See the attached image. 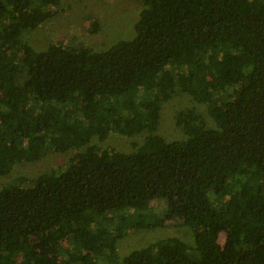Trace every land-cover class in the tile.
Here are the masks:
<instances>
[{
    "label": "trees",
    "instance_id": "obj_1",
    "mask_svg": "<svg viewBox=\"0 0 264 264\" xmlns=\"http://www.w3.org/2000/svg\"><path fill=\"white\" fill-rule=\"evenodd\" d=\"M135 1L132 40L38 52L21 35L60 0H0V176L76 150L0 188V264H264V0ZM179 94L216 127L192 108L176 116L186 140L158 135ZM112 133L148 135L130 153L90 145ZM170 222L194 245L119 258L127 231Z\"/></svg>",
    "mask_w": 264,
    "mask_h": 264
},
{
    "label": "rangeland",
    "instance_id": "obj_2",
    "mask_svg": "<svg viewBox=\"0 0 264 264\" xmlns=\"http://www.w3.org/2000/svg\"><path fill=\"white\" fill-rule=\"evenodd\" d=\"M54 9L53 17L43 18L42 24L32 32L21 35L24 42L36 51H45L51 44L59 43L72 48H83L103 52L119 41H129L135 37V25L139 20L142 5L135 0H60ZM195 108L200 112L207 126L215 128L207 105L197 104L190 96L179 94L167 102L161 112V120L157 134L167 141H184L187 137L176 126V116L181 111ZM148 133L128 138L112 133L101 141L97 138L90 145L100 149L113 148L119 152H133L135 145L144 142ZM76 150L66 153H50L33 163H22L14 167L5 177L0 176V188L16 182L21 177L36 179L53 169H62L68 165ZM165 211V210H164ZM162 215L158 208L149 214ZM187 227L177 222H170L166 227L152 230H130L118 243L120 259L135 250L142 249L151 243L177 237L189 245H194V236Z\"/></svg>",
    "mask_w": 264,
    "mask_h": 264
}]
</instances>
